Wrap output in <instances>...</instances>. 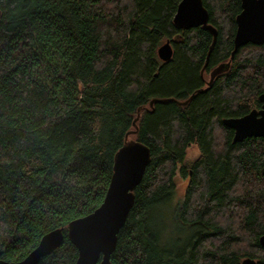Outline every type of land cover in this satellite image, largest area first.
Returning a JSON list of instances; mask_svg holds the SVG:
<instances>
[{"label":"trees","instance_id":"trees-1","mask_svg":"<svg viewBox=\"0 0 264 264\" xmlns=\"http://www.w3.org/2000/svg\"><path fill=\"white\" fill-rule=\"evenodd\" d=\"M202 1L217 30L208 57L212 34L173 22L180 0H0V260L61 229L38 264H75L68 224L101 205L115 153L135 139L151 161L112 264H264V138L234 142L223 123L261 108L264 44L233 55L241 0ZM177 172L187 184L173 218L191 236L168 245L152 214Z\"/></svg>","mask_w":264,"mask_h":264},{"label":"water","instance_id":"water-1","mask_svg":"<svg viewBox=\"0 0 264 264\" xmlns=\"http://www.w3.org/2000/svg\"><path fill=\"white\" fill-rule=\"evenodd\" d=\"M173 22L179 28L192 29L201 26L209 31L213 36L207 57L209 56L217 39V30L209 23V12L202 0H180ZM235 23L233 55L244 45L264 44V0H241V11L237 14ZM158 55L162 61H168L172 57L173 48L169 40L158 48ZM224 70L223 64L216 67L211 72L207 87L198 92L209 88L213 78ZM192 97L183 103H187ZM170 100L172 99L154 98L149 105L152 107L154 103ZM259 100V110L254 109L240 117L223 119L224 125L234 131V142L253 137L264 138V93L260 94ZM139 117L140 110L133 122L134 127ZM135 132L136 129L130 133ZM150 161V148L135 139H126L115 153L113 173L103 202L92 213L68 224L67 236L78 251L75 264H112L111 256L116 249L118 233L126 222L134 204V190L140 184ZM63 238L61 229L52 230L40 239L38 245L23 260H0V264H38L41 258L60 246ZM259 243L264 247V234L259 237ZM241 264L257 262L248 257L242 260Z\"/></svg>","mask_w":264,"mask_h":264},{"label":"rangeland","instance_id":"rangeland-1","mask_svg":"<svg viewBox=\"0 0 264 264\" xmlns=\"http://www.w3.org/2000/svg\"><path fill=\"white\" fill-rule=\"evenodd\" d=\"M209 80L210 79H208V81ZM197 154L198 150L195 146L189 147L187 151L188 160L193 159L195 156H197ZM175 182V190L171 200L166 205L159 206L152 214L155 222H163L166 235L164 236V240L168 245H174V242H179L177 244H183L191 236V230L180 226L173 218L175 208L183 200L184 191L187 184V177H182L180 172H177L174 177V183Z\"/></svg>","mask_w":264,"mask_h":264},{"label":"flooded vegetation","instance_id":"flooded-vegetation-1","mask_svg":"<svg viewBox=\"0 0 264 264\" xmlns=\"http://www.w3.org/2000/svg\"><path fill=\"white\" fill-rule=\"evenodd\" d=\"M212 71H213V70H212ZM212 71H211V72H212ZM210 75H211V73H210ZM209 79H210V78H209ZM209 81H210V80H209ZM207 83H208V81H207ZM206 87H207V84H206Z\"/></svg>","mask_w":264,"mask_h":264},{"label":"bare ground","instance_id":"bare-ground-1","mask_svg":"<svg viewBox=\"0 0 264 264\" xmlns=\"http://www.w3.org/2000/svg\"><path fill=\"white\" fill-rule=\"evenodd\" d=\"M145 174V173H144ZM144 176V175H143ZM143 179V178H142ZM142 181V180H141Z\"/></svg>","mask_w":264,"mask_h":264}]
</instances>
